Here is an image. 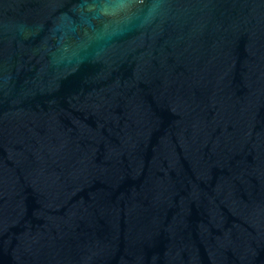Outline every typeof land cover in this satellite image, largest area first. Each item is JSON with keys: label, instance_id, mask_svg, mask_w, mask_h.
<instances>
[{"label": "water", "instance_id": "water-1", "mask_svg": "<svg viewBox=\"0 0 264 264\" xmlns=\"http://www.w3.org/2000/svg\"><path fill=\"white\" fill-rule=\"evenodd\" d=\"M0 264H264V0H0Z\"/></svg>", "mask_w": 264, "mask_h": 264}]
</instances>
